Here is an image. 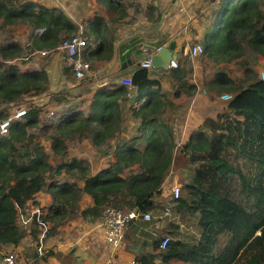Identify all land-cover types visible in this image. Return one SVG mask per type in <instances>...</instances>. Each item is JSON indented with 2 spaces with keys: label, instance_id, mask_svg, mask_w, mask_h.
<instances>
[{
  "label": "trees",
  "instance_id": "1",
  "mask_svg": "<svg viewBox=\"0 0 264 264\" xmlns=\"http://www.w3.org/2000/svg\"><path fill=\"white\" fill-rule=\"evenodd\" d=\"M236 2L223 24L216 23L217 28L221 24L216 38L207 35L203 42L208 58L218 63L237 61L252 78L247 82V77L232 79L218 72L215 84L220 93L227 91L233 98L216 118H206L180 148L165 110L174 106L173 101L157 94L161 81L143 67L132 76L139 94L149 95L140 106L131 105L133 115L141 119L137 135L121 137L126 102L121 106L117 95L125 101L126 89H100L88 116L76 111L59 115L47 135L48 152L38 140L41 112L51 101L61 104L59 111L65 110L69 93L57 91L45 105L29 100L50 91L49 74L45 68L20 72L13 60L25 51L53 49L62 40L61 31L75 34L77 28L64 15L43 6L37 9L31 1L0 0V34L15 25H28L34 37L28 38L26 47L0 42V120L11 115L10 105L20 104L26 106L28 120L13 121L9 133L0 136V249L25 237L19 215L41 190L54 199L52 215H44L45 221L58 218L61 223L77 217L83 194L93 199V205L81 211L85 219L99 218L108 206L150 212L160 206L156 197L180 149L194 174L183 184L185 192L170 202L182 219L198 218L202 235L196 241L169 237L160 250L163 236L156 241V254L138 257L139 264H153L156 257L195 264H264V80L253 68L255 58L264 55V0ZM177 85L176 92L193 94L189 89L194 85L188 80L179 79ZM86 138L99 149L115 142L114 160L95 174L86 158L71 156V149L80 148ZM179 228L172 223L171 231Z\"/></svg>",
  "mask_w": 264,
  "mask_h": 264
},
{
  "label": "crops",
  "instance_id": "2",
  "mask_svg": "<svg viewBox=\"0 0 264 264\" xmlns=\"http://www.w3.org/2000/svg\"><path fill=\"white\" fill-rule=\"evenodd\" d=\"M27 1H31L37 9L43 6L64 15L77 28L75 33H81L90 44L96 46L94 50L86 49L83 54L84 59L89 60L92 65L91 79H77L68 66L63 51L57 50L49 56L24 55L13 60L20 72H34L45 68L49 74L50 91L29 100L38 105H45L53 93L57 91L69 93L70 100L65 103V110L59 111L62 107L56 101H51L43 107L38 129L43 123L42 118L46 116L48 119L49 111L53 108L57 113V119L59 115L75 111L83 113L86 117L91 113L92 100L97 91L100 89L106 92L118 91L124 88L127 91L126 100L124 101L121 95H117L121 106L126 102V111L122 114L121 137L131 138L137 135L141 119L133 115L131 107L140 106L149 95L146 92L139 94L133 84L122 83L121 79L132 78L137 70L143 68L142 61L152 59L157 48L162 47L175 55L173 59L177 60L178 67L169 66L168 70L162 71L153 66L149 68L150 76L161 81L162 87L157 94L173 101L174 106H166L165 110L172 121L175 142L179 146L180 143L194 136L195 131L206 118H216L228 107L229 102L220 98V95L227 91L220 93L219 86L215 84L217 73L225 72L232 79L244 76L242 71L244 74L245 69L225 61L218 63L214 58H208L206 47L205 52L198 56L190 53L195 44L204 45L203 40L207 35L210 39L216 38V23L222 21L223 24V18L231 13L233 6L231 3L241 0ZM20 26H22L21 39L27 41L29 37V39L34 38L33 35L31 36V26L15 25L12 29L16 30L21 28ZM66 35L70 33L61 31V38ZM14 43L17 42L12 41L11 44ZM18 43L27 46L26 42ZM25 53L29 52L25 51ZM262 67L264 68V55H258L253 66L258 76ZM179 79L188 80L194 85L189 89V91L193 90V94L186 96L185 92H176ZM175 102H178L177 106ZM20 105H10L8 109L12 111ZM43 124L51 128L52 132L48 121H44ZM38 140L41 141L39 136ZM111 140L116 141V139ZM114 150L115 142L110 147L99 149L89 138H86L78 153L89 161L91 171L95 174L108 167L114 160ZM80 152L83 155H80ZM95 154L105 158L100 161ZM177 156L183 157L180 149H177ZM183 158L178 160L165 181L162 192L156 197V202L160 206L150 211L153 220L139 217L132 221L126 229L119 248L115 249L105 241L104 231L99 222L100 217L91 220L81 215L82 210L93 205V199L89 194H83L80 201L81 211L77 217L59 223L58 218L43 220L44 215H52L50 209L54 199L50 192L41 190L29 200L27 210L19 215V223L26 229L25 237L18 244H9L0 249V261L7 252L13 251L17 254L20 264H75L77 260H81L84 264H108L109 259L116 261L117 264H139L138 257L156 254V241L163 236L171 238L178 236L187 241L198 240L202 235L198 218L187 216L186 219H182L181 214L175 211L170 202L171 186L174 183L183 186L194 174L193 167L187 166ZM186 169L187 174L184 173ZM82 185L81 182L79 186ZM163 205L171 208L170 214L164 212ZM23 221L26 224H23ZM172 223L180 224L179 230L171 231ZM153 264L195 263L184 262L177 258L164 261L163 258L156 257Z\"/></svg>",
  "mask_w": 264,
  "mask_h": 264
},
{
  "label": "built area",
  "instance_id": "3",
  "mask_svg": "<svg viewBox=\"0 0 264 264\" xmlns=\"http://www.w3.org/2000/svg\"><path fill=\"white\" fill-rule=\"evenodd\" d=\"M96 48L95 44H90L89 40L83 36L81 33H75L66 35L62 38L59 45L53 49L48 50H40L29 53L28 56H33L36 54H40L42 56H49L54 54L57 50L63 51L65 53L66 62L77 79H91L92 78V65L89 60L84 59L83 54L86 49L94 50ZM162 47H158L157 51ZM205 52V46L202 43L195 44L191 52L193 56H198ZM142 66L146 68H152V59H146L142 61ZM173 68L178 67V62L175 59H172L170 65ZM122 83L127 85H132L131 77H124L121 79ZM220 98L224 101H230L233 98V94L229 92H225L220 95ZM27 108L26 106L20 105L15 107L11 111V115L5 119L0 120V136L8 134L11 128L13 121L19 120L23 123L27 122L26 118ZM48 125L53 127V125L57 122V113L53 110L49 111L48 115ZM183 194V188L180 184L174 183L171 186L170 196L173 199H178ZM164 212L166 214L171 213V208L166 206L164 208ZM143 217L146 220H153V215L151 212L141 213L137 209H129V208H115L112 206L106 207L102 215L99 218L100 226L104 231L105 241L108 245L113 248H119L123 242L124 235L126 229L130 225L132 221L135 219ZM23 224H26L23 221ZM169 243V236H165L163 239L161 247L164 248ZM0 264H20L18 260V256L15 252L9 251L7 252ZM75 264H84L81 260H77ZM108 264H117L116 261L109 259Z\"/></svg>",
  "mask_w": 264,
  "mask_h": 264
},
{
  "label": "rangeland",
  "instance_id": "4",
  "mask_svg": "<svg viewBox=\"0 0 264 264\" xmlns=\"http://www.w3.org/2000/svg\"><path fill=\"white\" fill-rule=\"evenodd\" d=\"M21 28H16V30L15 29H12V27H11V29L10 30H8L7 32H5V33H3V34H0V42H2V41H4V42H7V41H15V42H26V45H28V39H27V41H26V39H21L20 38V36H21V34H20V32H21V29H22V26H20ZM221 27V24L219 23L218 24V28H217V31H218V29ZM17 30H19V32L17 31ZM217 31H216V34H217ZM218 35V34H217ZM28 56L29 55V53H27V54H23V56ZM22 56V57H23ZM228 63H231V64H234L235 66L237 65L238 66V64H237V61H231V62H228ZM242 69H244V68H242ZM259 72H260V76L262 77V79L264 80V68L262 67L260 70H259ZM255 73V72H254ZM242 75H244L243 77H241V78H239V79H243L244 77H247V82H250V78H252V76H251V74H248L247 72L245 73L244 72V74H243V71H242ZM254 76V75H253ZM247 83H245V85H246ZM55 108H53V109H51V110H54ZM49 119H46V116H44L43 118H42V122L44 123V121H48ZM41 124V127H40V129H38V132H39V137H40V139H41V142H43V144L44 145H47V150H48V152H51V144H50V139H49V137H47V135L51 132V128H49V127H47V125H45V124ZM81 146V145H80ZM181 147V143H180V145H179V148ZM80 151V148H72L71 149V156H75V157H80V158H84V156H79V152ZM96 153H98V152H96ZM80 155H83V153L82 152H80ZM89 155H91V153H89ZM96 155V154H95ZM96 156H98V155H96ZM99 157V160L101 161L102 159H104L105 157H100V156H98ZM181 158H183V157H180V156H177L175 159H174V164H173V168H175V166H176V164L178 163V160H180ZM109 159V158H108ZM184 160H185V162H186V164H187V160L185 159V158H183ZM187 166H188V164H187ZM185 174H187L188 173V170L186 169L185 170V172H184ZM189 224V223H188ZM189 226H191V225H189Z\"/></svg>",
  "mask_w": 264,
  "mask_h": 264
},
{
  "label": "water",
  "instance_id": "5",
  "mask_svg": "<svg viewBox=\"0 0 264 264\" xmlns=\"http://www.w3.org/2000/svg\"><path fill=\"white\" fill-rule=\"evenodd\" d=\"M175 57L173 53L166 48H161L152 56V64L154 67L164 71L169 69L171 60Z\"/></svg>",
  "mask_w": 264,
  "mask_h": 264
}]
</instances>
